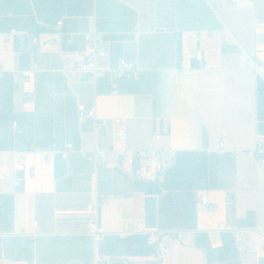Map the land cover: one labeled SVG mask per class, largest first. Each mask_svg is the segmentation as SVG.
I'll return each mask as SVG.
<instances>
[{
    "label": "crops",
    "instance_id": "0c3cea01",
    "mask_svg": "<svg viewBox=\"0 0 264 264\" xmlns=\"http://www.w3.org/2000/svg\"><path fill=\"white\" fill-rule=\"evenodd\" d=\"M89 32L107 44L101 66L125 60L138 78L64 73L58 51H82ZM0 62V264H264V163L251 155L264 156V0H0ZM96 147L176 159L159 182L132 181L111 153L95 168ZM123 213L182 238L160 259L144 235L120 234Z\"/></svg>",
    "mask_w": 264,
    "mask_h": 264
},
{
    "label": "built area",
    "instance_id": "2783aa9c",
    "mask_svg": "<svg viewBox=\"0 0 264 264\" xmlns=\"http://www.w3.org/2000/svg\"><path fill=\"white\" fill-rule=\"evenodd\" d=\"M232 4L235 6H250L253 4L254 0H231ZM62 22H57L55 25V30L58 34L61 28ZM18 34L16 30H11L7 35H5V42L8 43L9 37ZM31 43L33 47H40L41 43L37 36H31ZM48 44H55L54 41H48ZM108 47L107 44L102 41L94 32H89L85 35V48L82 51H58L60 59L62 61L63 69L62 71L67 74H87L91 76L94 80L103 78L105 75L109 76L111 79H124L132 80L137 79L139 75L138 67L129 63L125 60H120L118 65L114 68L108 66H101L100 61L107 57ZM195 61L200 67L203 63V54L198 52L194 56ZM245 67L249 69L254 68L253 62L250 60L244 61ZM1 67V62H0ZM36 65H32V72L36 70ZM179 75H189L191 70H178ZM21 74L23 81L27 82L29 76L25 73H14V77ZM2 76V70L0 69V77ZM113 88L116 85L113 83ZM25 101L29 102L32 99V95L29 92L23 94ZM77 117L80 122L85 118H94L95 112L93 109L86 110L83 105L77 107ZM114 129V140L116 143H123L125 139L124 125L121 120L115 121ZM102 123L95 119L94 129L97 130L102 127ZM14 130L16 125H13ZM158 137V134L155 136ZM71 149V145H67L65 151L62 153V158L66 159L67 155ZM223 145H221V150ZM107 153H111L114 157L115 166L119 167L123 174L132 181H149V182H159L170 170L176 159V152L173 150H143L130 152L125 149H115L111 147L109 150H102L99 148H94L90 153V157L95 165V168L102 169L106 168L107 165L104 163V158ZM261 153L259 146L251 153L253 157L259 163H264V156H260ZM47 162V159L45 160ZM14 172H24V166L22 163H18L14 166ZM34 175V169H30L26 173V177H32ZM25 176H14L13 182L15 185L22 183ZM197 207L205 209L210 212H216L217 206L211 203L206 195H202L197 201ZM95 207H91V212L94 214ZM121 231L122 235H133L142 234L146 238V244L152 247L158 258L163 259L169 251V240H180L182 238V233L176 231H158L149 230L144 226L141 220H136L131 216L123 213L121 217ZM219 230H226L225 227L220 224ZM89 233L94 237L98 238L106 233L104 227H99L96 221L89 223ZM237 245L239 248V237L237 233H234ZM102 264V263H98Z\"/></svg>",
    "mask_w": 264,
    "mask_h": 264
}]
</instances>
